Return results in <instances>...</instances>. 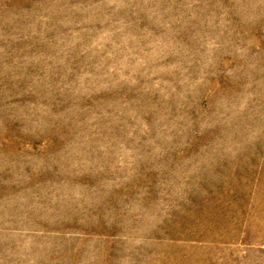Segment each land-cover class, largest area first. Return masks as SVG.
Wrapping results in <instances>:
<instances>
[{"label": "rangeland", "instance_id": "1", "mask_svg": "<svg viewBox=\"0 0 264 264\" xmlns=\"http://www.w3.org/2000/svg\"><path fill=\"white\" fill-rule=\"evenodd\" d=\"M0 264H264V0H0Z\"/></svg>", "mask_w": 264, "mask_h": 264}]
</instances>
